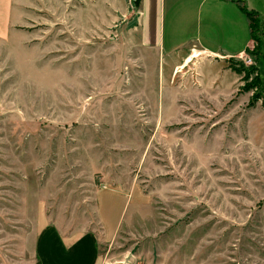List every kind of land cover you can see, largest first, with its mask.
I'll list each match as a JSON object with an SVG mask.
<instances>
[{
  "label": "rangeland",
  "instance_id": "374dc122",
  "mask_svg": "<svg viewBox=\"0 0 264 264\" xmlns=\"http://www.w3.org/2000/svg\"><path fill=\"white\" fill-rule=\"evenodd\" d=\"M251 1L258 49L156 66L138 0H0V264H40L42 210L98 228L102 264H264Z\"/></svg>",
  "mask_w": 264,
  "mask_h": 264
},
{
  "label": "crops",
  "instance_id": "0c3cea01",
  "mask_svg": "<svg viewBox=\"0 0 264 264\" xmlns=\"http://www.w3.org/2000/svg\"><path fill=\"white\" fill-rule=\"evenodd\" d=\"M245 2L249 6L243 0H140L135 38L151 51L156 66L191 44L216 61L241 56L252 44L242 6L255 10L251 0ZM39 216L35 254L40 264H102L104 239L98 228L46 210Z\"/></svg>",
  "mask_w": 264,
  "mask_h": 264
},
{
  "label": "trees",
  "instance_id": "16d2710c",
  "mask_svg": "<svg viewBox=\"0 0 264 264\" xmlns=\"http://www.w3.org/2000/svg\"><path fill=\"white\" fill-rule=\"evenodd\" d=\"M138 3H140V0H138ZM242 9L244 10V12L247 14L249 20H250V29H251V39L255 40V42L257 43V46H255L256 49L259 48L260 46V42H261V36H258L255 32V23L256 20L255 19H260V17L262 15H260L258 12H256L255 10H250L248 9L246 6H242ZM248 49V48H247ZM238 72V71H237ZM240 72V71H239ZM238 72V73H239ZM258 99L257 98H253L250 102H249V107H255L257 104Z\"/></svg>",
  "mask_w": 264,
  "mask_h": 264
}]
</instances>
